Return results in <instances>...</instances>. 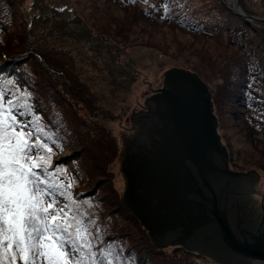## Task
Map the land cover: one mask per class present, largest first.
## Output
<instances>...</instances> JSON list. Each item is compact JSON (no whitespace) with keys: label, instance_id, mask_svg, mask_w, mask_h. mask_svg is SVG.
Listing matches in <instances>:
<instances>
[{"label":"rangeland","instance_id":"1","mask_svg":"<svg viewBox=\"0 0 264 264\" xmlns=\"http://www.w3.org/2000/svg\"><path fill=\"white\" fill-rule=\"evenodd\" d=\"M224 1L231 4L235 2ZM242 1L253 9L264 11V0ZM19 2L22 5H18L15 10V20H19L20 23L25 20V24L32 28V32H39L43 28L49 45L69 53L77 68L76 73L89 89L87 100L84 97V100H81L73 93H66V103L62 104L61 108L67 120L69 115L73 124L81 121L80 117L96 119L100 125L110 130L112 137L115 138L114 148L117 146L118 151L112 149L110 152L114 154L109 159L108 153L106 155L101 153L99 156L87 136H83L81 131L74 127L78 134L77 139L81 135L80 144L71 136V141L76 144L71 151L65 150L53 156V163L56 160H64L70 169L77 173L76 163L70 154L72 151L79 153L78 147H85L83 161L88 171H95L90 175L89 186L102 182L98 194L103 197L104 213L113 208L125 212L122 207L124 195L119 182L120 156L123 149L120 129L133 108L158 90L165 72L170 67L189 71L192 69V72L206 80L209 90L213 91L212 94L210 90L215 100L218 132L227 148L230 168L239 172L255 171L259 175L257 185L264 194V130L260 132L254 130L256 133L252 131L243 117L236 114L239 108L242 109L237 101L238 94L229 86H221L225 64L238 56L232 42L236 38L225 33L221 24L217 23V29L211 25V29H215L213 34L193 33L172 22L152 21L138 12L134 6L120 5L115 0H19ZM217 2L218 0H181L180 3L185 10L191 8L208 21H221L227 25L228 21L224 18L228 17V12L223 6H218ZM232 19L242 24L240 19L236 17ZM246 28L249 30L242 34L244 37L250 35L247 42H252L256 55H260L264 61V28L259 31L253 30L250 26ZM15 31H25L24 24L20 27L17 25ZM1 49H4L2 42ZM7 61V56L0 57V65ZM49 83L51 82L47 80L43 83L44 94L48 93L45 88ZM261 89L264 96V83ZM59 94L57 92V95ZM58 97L60 98L61 94ZM45 107L49 112L50 108ZM58 109L60 110L59 107ZM243 109L249 112L247 108ZM75 112L79 116L75 115ZM46 119L50 120L49 117ZM68 123L70 124L69 120ZM82 129L86 131V127L82 126ZM105 141L107 144L109 140ZM106 165L108 172L102 168ZM97 168L101 170L98 171ZM93 204L95 205L94 202ZM102 211L103 208L95 207V216L103 229ZM125 213L128 216L127 212ZM118 220L124 222L122 217L115 215L116 226ZM127 221L129 220L124 224L129 225L130 230L126 228L124 231L138 237L140 235L138 228L141 230L138 221L134 219L138 228L131 221ZM141 231L145 236V232ZM143 241L144 237L142 241L135 243L145 249ZM172 250V247L167 248V251L174 254L173 258L178 264H223L197 251L194 252L198 254ZM153 259H156L155 263L158 264L163 258L156 256Z\"/></svg>","mask_w":264,"mask_h":264},{"label":"water","instance_id":"2","mask_svg":"<svg viewBox=\"0 0 264 264\" xmlns=\"http://www.w3.org/2000/svg\"><path fill=\"white\" fill-rule=\"evenodd\" d=\"M227 4L264 21L239 0ZM120 134L123 201L156 245L179 244L223 264H264L259 175L230 168L212 94L197 73L170 67Z\"/></svg>","mask_w":264,"mask_h":264},{"label":"trees","instance_id":"3","mask_svg":"<svg viewBox=\"0 0 264 264\" xmlns=\"http://www.w3.org/2000/svg\"><path fill=\"white\" fill-rule=\"evenodd\" d=\"M115 1L120 3V5L134 6L138 12L150 18L152 21L161 20L168 23L172 22L182 29L193 33L202 32L213 34L215 29L218 28L217 25L221 24L225 33H228L230 37L234 35L236 39L232 40V42L235 45L234 47L236 48L238 56L225 64L224 80L221 86H229L238 94V100H236L239 101V105H241L242 109L239 108L236 114L243 117L246 124L253 129L251 130L254 133H256L255 131L260 132L264 130V96L262 95L261 89L264 83V61L260 55H256L252 42H247L250 35L244 37L242 34L249 30L246 28L247 26H250L255 31L261 30V28H264L263 20L249 19L243 16L239 12L233 10L224 0H218L216 4L218 6H223L228 12V17L224 18L225 21H228L227 25L221 21H208L207 18L200 16L198 13L192 11L191 8L188 11L185 10L180 3L181 0H167V3L172 7V11L166 19L161 18L163 16V5L166 0ZM240 3L242 4L243 10L248 14L264 16V11L256 8L253 9L248 6L245 1L240 0ZM177 4L180 7H176L175 5ZM18 5H22L19 0H0V43L2 42V47L4 48L0 50V57L5 55L8 59L7 62L0 65V73L8 77H14L21 89L26 87L32 93L31 102L34 105L35 112L42 116L43 122L50 126L52 131L57 134V140L62 150H55V155L65 150L71 151L73 145H76L75 142L71 141V136L74 141L80 144L82 141L81 135H79L80 138L77 139L78 134L74 131V127H77L83 136H87L89 143H91L94 151L99 156L101 153L103 155L108 153L110 159L112 157L111 155L114 154L110 151L112 149H115L116 152L118 151L117 146L114 148L116 143L114 141L115 138L112 137L111 131L103 125H100V122L96 119L80 117L81 121H77L76 124H73L69 115L68 120L72 126L71 128L61 108V105L66 103V93H73L81 100H84V98L87 100V94L89 92L87 85L76 73L77 68L69 57V53L64 50H57L54 46L49 45V40L43 28H41L39 32H32V28L25 24V20H22L21 23L19 20H15V10ZM194 7L197 6L194 5ZM158 11H160L161 14H159ZM233 17L240 19L242 24H238L236 20L232 19ZM22 24H24L25 31L23 32L25 33L15 31V27L17 25L20 27ZM211 25L215 26L214 30L211 29ZM9 43L10 45H8ZM190 70L192 71V69ZM40 76L41 80H39ZM202 79L206 82L203 77ZM46 80L51 83L45 88L48 93L44 94L42 89L43 83ZM53 85L55 87H53ZM57 92L61 94L60 98L58 97L60 94L57 95ZM212 99L214 111L216 113L214 95ZM45 106L50 108L49 112H47ZM243 108H247L249 112ZM75 115L79 116L77 112H75ZM46 116L49 117L50 120H47ZM82 126L86 127L85 132ZM105 139L109 140L107 144ZM78 148L77 150L80 151L79 153L72 151L70 154V157L73 158V161L76 163L77 173L76 171H72L64 160H56L54 166L62 165L69 170L71 176L76 181V187L73 189V193L79 199L91 200L97 207L103 208L101 220L104 224L103 229L108 233L105 237V242L113 240L121 242L125 247L126 254H131L135 257L136 264H156V259H153L156 256L163 258L158 264H178L173 258L174 254L167 251L169 247H172V251L176 252L185 250L186 252L191 251L190 253L198 254L192 250H188L182 245H168L165 247L156 245L146 227L136 214L124 203L123 198L122 207L129 217L126 216L125 212H121L114 208L104 213L103 197L98 194L102 182L95 186H92V184L89 186L88 181L90 175L95 171H88V167L83 161L85 147ZM102 168L106 170L105 172H108L107 165L102 166ZM97 170L99 171L101 168H97ZM115 215H117V217H122L124 222L118 220V225L116 226L114 223ZM95 218L97 217L95 216ZM134 219L138 221L137 223L141 230L145 232V236L141 234L142 231L136 226ZM126 220H129L127 222L131 221L132 224L138 228L140 233L138 237H133L129 232L126 233L124 231L126 228L130 230L129 225L124 224ZM98 224L102 228L99 222ZM142 237H144L143 247L145 249H142V247L135 243L142 241Z\"/></svg>","mask_w":264,"mask_h":264},{"label":"snow or ice","instance_id":"4","mask_svg":"<svg viewBox=\"0 0 264 264\" xmlns=\"http://www.w3.org/2000/svg\"><path fill=\"white\" fill-rule=\"evenodd\" d=\"M171 11L166 0L161 18ZM31 101L28 88L0 73V264H136L121 242H105L96 205L54 166L61 145Z\"/></svg>","mask_w":264,"mask_h":264}]
</instances>
